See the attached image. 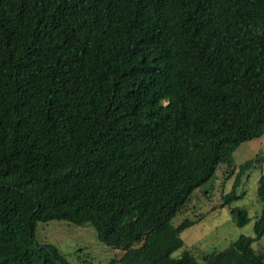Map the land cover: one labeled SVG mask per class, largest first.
I'll use <instances>...</instances> for the list:
<instances>
[{"label":"trees","instance_id":"16d2710c","mask_svg":"<svg viewBox=\"0 0 264 264\" xmlns=\"http://www.w3.org/2000/svg\"><path fill=\"white\" fill-rule=\"evenodd\" d=\"M263 132L264 0H0V264H73L35 239L52 219L123 250L102 264H264V173L254 236L173 256L197 222L174 217Z\"/></svg>","mask_w":264,"mask_h":264},{"label":"rangeland","instance_id":"374dc122","mask_svg":"<svg viewBox=\"0 0 264 264\" xmlns=\"http://www.w3.org/2000/svg\"><path fill=\"white\" fill-rule=\"evenodd\" d=\"M257 155L264 157V132L261 136L242 142L235 150V171L221 163L215 176L194 191L192 198L174 217L173 223L179 225L185 219L197 222L181 233L184 245L173 256L179 257L184 249H189L201 260L204 253L224 250L241 235H255L254 224L262 211L258 186L260 176L264 173V160L242 176L237 187L239 198L225 203L224 195L233 189L239 165ZM236 206L247 209L251 218L243 226L237 225L232 215L231 209ZM35 239L40 244L57 246L73 264H82L84 259L90 264H102L123 255L122 249L102 242L91 223L78 225L57 219L39 221L35 227ZM253 246L264 253V235Z\"/></svg>","mask_w":264,"mask_h":264}]
</instances>
